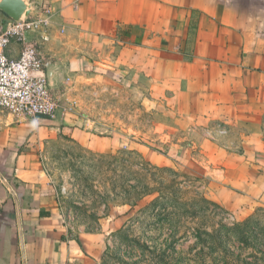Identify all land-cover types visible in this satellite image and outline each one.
Listing matches in <instances>:
<instances>
[{
  "label": "crops",
  "instance_id": "obj_1",
  "mask_svg": "<svg viewBox=\"0 0 264 264\" xmlns=\"http://www.w3.org/2000/svg\"><path fill=\"white\" fill-rule=\"evenodd\" d=\"M41 1L29 0L36 5ZM45 1L52 23L46 55L54 90L63 70L55 49L63 35L55 32V24L68 38L84 34L89 46L85 54L104 53L103 64L110 69L124 64L123 46L132 60L140 47L152 56L162 46L179 62L175 70L181 100L202 110L185 117L197 120L196 129L221 125L229 131L228 138L217 141L224 148L216 154L206 133L197 135L196 147L176 146L177 156L171 145L162 157L164 166L191 161L192 177L226 183L236 179L231 170L251 165L249 153L263 148L260 138L255 144L253 140L261 134L258 120L264 117V0ZM5 18L1 13L0 19ZM93 41L101 48L90 47ZM21 50L13 47L11 56L18 58ZM92 63L86 59L83 67L97 69L98 61ZM63 142L69 149L93 148L103 154L113 148L109 138L88 131L81 114L67 107L60 106L55 121L0 114V264H103L115 232L111 219H100L97 228L83 219L69 224L55 173L47 170L55 168V148Z\"/></svg>",
  "mask_w": 264,
  "mask_h": 264
},
{
  "label": "rangeland",
  "instance_id": "obj_2",
  "mask_svg": "<svg viewBox=\"0 0 264 264\" xmlns=\"http://www.w3.org/2000/svg\"><path fill=\"white\" fill-rule=\"evenodd\" d=\"M48 3H37L38 10ZM56 26L63 35L55 46L63 68L55 83L60 106L79 112L84 127L113 148L103 154L63 142L55 148V168L47 170L55 173L69 224L83 219L97 228L100 219H111L115 232L103 264H264V117L253 140L260 138L263 148L249 153V167L231 170L233 181L192 177L191 161L166 167L162 157L171 145L177 156L176 146L196 147L197 135L206 133L216 154L224 148L217 141L229 137L221 125L196 129L197 120L185 117L202 110L181 100L179 62L162 46L152 56L140 47L132 60L123 46L124 64L110 69L104 53L85 54L84 34L71 39ZM86 59L98 61L97 69L83 67Z\"/></svg>",
  "mask_w": 264,
  "mask_h": 264
},
{
  "label": "built area",
  "instance_id": "obj_3",
  "mask_svg": "<svg viewBox=\"0 0 264 264\" xmlns=\"http://www.w3.org/2000/svg\"><path fill=\"white\" fill-rule=\"evenodd\" d=\"M31 4L30 16L20 21L5 15L0 19V114L55 121L60 99L47 75L51 64L46 55L52 37L50 12ZM17 45L21 54L13 58L11 50Z\"/></svg>",
  "mask_w": 264,
  "mask_h": 264
},
{
  "label": "water",
  "instance_id": "obj_4",
  "mask_svg": "<svg viewBox=\"0 0 264 264\" xmlns=\"http://www.w3.org/2000/svg\"><path fill=\"white\" fill-rule=\"evenodd\" d=\"M32 8L33 5L29 2V0H0V11L8 18L15 21H20L30 16L32 12ZM47 75L50 82H52L53 79L52 67L48 69ZM5 184L9 188V190L13 193V190L7 181H5Z\"/></svg>",
  "mask_w": 264,
  "mask_h": 264
}]
</instances>
